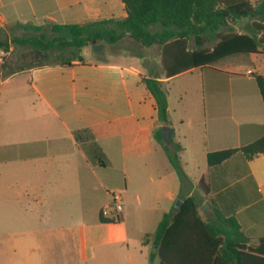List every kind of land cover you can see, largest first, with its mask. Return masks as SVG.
Listing matches in <instances>:
<instances>
[{"label": "crops", "instance_id": "1", "mask_svg": "<svg viewBox=\"0 0 264 264\" xmlns=\"http://www.w3.org/2000/svg\"><path fill=\"white\" fill-rule=\"evenodd\" d=\"M251 4L259 8L263 2ZM126 16L122 0H0V33L20 30L11 28L17 23L83 24ZM262 25L264 13L231 19L221 32L261 38ZM145 48L146 54H133L141 67L81 58L71 65L3 76L0 96L5 103L30 105L24 129L0 138V264H159V256L152 255L157 252L152 235L166 213L177 212L181 195L198 198L204 220L215 218L217 204H229L249 244L264 237V154L246 160L237 153L212 168L207 162L210 152L240 148L264 133L253 127L241 135L244 124L264 127V101L256 81L264 75L263 50L167 78L161 46ZM24 74L28 77L17 78ZM143 78H157L166 88L168 126L183 147L181 162L190 181L182 190L154 137L160 126L156 102ZM130 80L138 92H129ZM103 116L107 122L100 121ZM85 128L94 133L107 167L93 162L84 143L77 142L75 132ZM130 157L138 175L134 212H126L125 194L131 189L122 183V173L132 168ZM201 178L210 184L209 194L199 188ZM114 194L122 196L119 213ZM107 208L110 221L104 222L102 210Z\"/></svg>", "mask_w": 264, "mask_h": 264}, {"label": "trees", "instance_id": "2", "mask_svg": "<svg viewBox=\"0 0 264 264\" xmlns=\"http://www.w3.org/2000/svg\"><path fill=\"white\" fill-rule=\"evenodd\" d=\"M127 16L121 19H107L83 24H51L52 36L45 31L44 25L17 23L12 29H25L39 34L25 37L15 36L16 45H28L30 50L19 57L6 58L0 64L4 77L20 73L32 67L45 65H71L75 58L63 57L62 51L69 50L73 55L89 45L116 44L129 36L144 46H161V64L167 78L188 69L213 65L218 61L238 53H264V35L221 32L231 19L255 16L264 13V0L259 8H254L251 0H122ZM160 30L153 31L154 27ZM264 28V25H262ZM195 48H190L191 39ZM212 38L218 42L209 48ZM9 44L0 40V48L7 50ZM56 55L58 61H50ZM31 58L36 63L28 62ZM81 59L79 55L77 57ZM43 59V60H42ZM257 85L264 101V75L256 76ZM156 102L160 126L154 130V137L166 152L181 182V190L190 181L185 172L180 153L181 144L171 135L167 144L162 136L163 126H168V98L164 83L157 78H143ZM255 124L241 126V135ZM77 142L84 143L91 160L101 167L109 161L95 140L89 128L75 132ZM240 153L246 160L264 154V133L240 148L210 152L207 156L209 167H217L227 162L233 155ZM199 188L209 194L210 184L201 178ZM181 205L177 212L166 213L152 235L159 256V264H264V237L255 245L242 230L229 204L213 208L215 218L204 220L199 213V201L194 195L180 196ZM104 222L110 221L101 215ZM149 235L145 236L147 240Z\"/></svg>", "mask_w": 264, "mask_h": 264}, {"label": "rangeland", "instance_id": "3", "mask_svg": "<svg viewBox=\"0 0 264 264\" xmlns=\"http://www.w3.org/2000/svg\"><path fill=\"white\" fill-rule=\"evenodd\" d=\"M158 30H160L159 26L153 28V31H158ZM222 30L225 31L226 27L225 26L222 27ZM42 31H45L50 36L53 35L52 32L50 31L49 25L44 26V29ZM34 34L35 35L39 34V32H35L33 30H25V29H20L16 31H12L9 29L8 34H4L1 32L0 39L9 44L7 49H9L10 47L12 48L11 49L12 51H11V54L8 60L14 57H19L22 54H26L30 50L28 45L22 46V45L14 44L13 38L15 36L25 37V36L34 35ZM215 42H216V39L212 38V40L207 44V46L211 47L212 45H214ZM101 44H102V47L98 50H95L92 45H89V46L84 47L81 52H77V54L75 55L70 53L69 50H63L61 55H63V57L75 58V60H77L78 59L77 57L80 55L82 60L85 63H91V61H94L96 63L121 64L127 67H131L135 65L141 67L139 63L140 62L139 57L133 54L143 55V54H146V51H147V49L145 48L146 46L142 45L140 42L135 41L131 37H125L124 39H122L116 44H108V43H101ZM194 44H195V40L193 38L190 41V46H194ZM3 50L4 48H0V53ZM56 55H58V52H56L55 55L51 56L50 58L51 62L58 61L56 58ZM37 61H38L37 59L31 58L28 62L36 63ZM27 77H28V74H24L21 77H17V78L21 79V78H27ZM134 82L135 81L133 80L129 81V84H128L129 92H138L136 88V84ZM29 105H30L29 102L25 104L21 101H10L8 103H5L3 99V95L0 96V138L1 137L6 138L5 136H9V132H12L14 130L24 129L25 124L28 123V119L25 113H26V108ZM118 116L119 117L124 116V112L119 114ZM108 119L109 118L107 116L105 117L103 116L100 121L107 122ZM92 123L93 122H91V127H90L91 129L93 125ZM87 124L88 122H80V125L82 126L87 125ZM128 162H129L128 164L129 168L130 166L132 168L127 170L128 171L127 175L125 172L122 173L123 174L122 183L126 181L128 184V187L131 189L127 194H125L126 201H127L126 212H134L135 207H136V198H135L136 193H134V190H136L137 188L136 179L138 175L136 174L137 172H136L135 165H134L135 160L132 162V157H130ZM115 170H116L115 168L113 171L112 169H108L109 172H115ZM148 185L151 186V184H148ZM145 200L147 201V203L153 202L152 196L149 194H146ZM209 208L211 209V206H209ZM151 229H155L154 226H152Z\"/></svg>", "mask_w": 264, "mask_h": 264}, {"label": "built area", "instance_id": "4", "mask_svg": "<svg viewBox=\"0 0 264 264\" xmlns=\"http://www.w3.org/2000/svg\"><path fill=\"white\" fill-rule=\"evenodd\" d=\"M12 48L10 47L9 49L7 50H3L1 53H0V64L3 63V61L8 58L11 54V50ZM3 74L2 72L0 71V82L3 81ZM121 201H122V196L121 194H114L113 195V202H114V210L116 213H119L121 210H122V204H121ZM110 215V211L107 209H103L102 210V216L103 217H107Z\"/></svg>", "mask_w": 264, "mask_h": 264}, {"label": "water", "instance_id": "5", "mask_svg": "<svg viewBox=\"0 0 264 264\" xmlns=\"http://www.w3.org/2000/svg\"><path fill=\"white\" fill-rule=\"evenodd\" d=\"M93 48L95 50H98L102 47V44H95V45H92ZM171 135H172V129L170 126H163L162 128V136H163V139L164 141L169 144L170 141H171ZM176 207L179 208L180 205H181V201L180 200H177L176 203H175Z\"/></svg>", "mask_w": 264, "mask_h": 264}]
</instances>
